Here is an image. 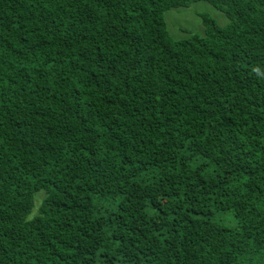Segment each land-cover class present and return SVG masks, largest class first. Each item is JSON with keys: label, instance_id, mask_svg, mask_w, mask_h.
I'll list each match as a JSON object with an SVG mask.
<instances>
[{"label": "trees", "instance_id": "16d2710c", "mask_svg": "<svg viewBox=\"0 0 264 264\" xmlns=\"http://www.w3.org/2000/svg\"><path fill=\"white\" fill-rule=\"evenodd\" d=\"M0 264H264V0H0Z\"/></svg>", "mask_w": 264, "mask_h": 264}, {"label": "rangeland", "instance_id": "374dc122", "mask_svg": "<svg viewBox=\"0 0 264 264\" xmlns=\"http://www.w3.org/2000/svg\"><path fill=\"white\" fill-rule=\"evenodd\" d=\"M203 12L213 15L222 26H225L229 22L227 17L222 12L214 8L210 3L206 1H199L188 7L173 8L166 12L165 18L171 34L175 38L187 37L189 35V33L186 32L187 30L203 34L201 30L204 32V25L202 24V19L199 16V13ZM175 29L178 30V33L174 32ZM42 195L44 196L45 194L41 192L37 195V207L41 204ZM37 207L35 212L38 210Z\"/></svg>", "mask_w": 264, "mask_h": 264}]
</instances>
